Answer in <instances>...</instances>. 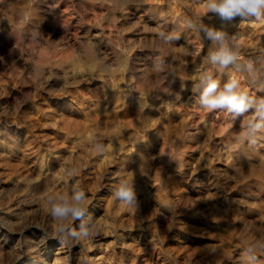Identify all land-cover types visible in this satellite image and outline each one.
<instances>
[{
    "label": "rangeland",
    "instance_id": "obj_1",
    "mask_svg": "<svg viewBox=\"0 0 264 264\" xmlns=\"http://www.w3.org/2000/svg\"><path fill=\"white\" fill-rule=\"evenodd\" d=\"M205 5L0 0V264H264V128L248 135L264 19L222 28ZM204 26L235 64L209 61ZM206 74L239 80L254 107H202ZM122 182L131 205L112 197ZM74 187L84 217L53 220ZM81 223L90 237L60 231Z\"/></svg>",
    "mask_w": 264,
    "mask_h": 264
},
{
    "label": "clouds",
    "instance_id": "obj_2",
    "mask_svg": "<svg viewBox=\"0 0 264 264\" xmlns=\"http://www.w3.org/2000/svg\"><path fill=\"white\" fill-rule=\"evenodd\" d=\"M205 8L207 12L215 14L220 20L222 28L232 24L237 17L241 21L249 18L264 19V0H206ZM188 23L189 27H193L190 21ZM204 31L214 45L217 42L220 45L215 51L209 50V61L221 69L235 64L238 55L228 46L227 33L221 29L206 26H204ZM248 68L251 69L252 65L249 64ZM200 85H203L200 103L209 111L226 108L233 114V120H235L254 107L253 101L245 93L238 91L240 81L234 77L229 78L222 90L219 81L213 79L211 74L204 75L200 80ZM198 87L199 85H195L193 91ZM255 109V113L248 121V135L252 144L256 143L254 138L256 133L264 128V99L255 106ZM112 197L121 203L131 205L135 200V192L132 186L122 182L112 192ZM89 206V197L85 191L74 187L71 196L63 197L59 202L50 200L49 213L53 220L70 219L72 223H75L77 220H82ZM60 231L67 232L74 239L88 238L93 234L83 223L79 229L62 227Z\"/></svg>",
    "mask_w": 264,
    "mask_h": 264
},
{
    "label": "bare ground",
    "instance_id": "obj_3",
    "mask_svg": "<svg viewBox=\"0 0 264 264\" xmlns=\"http://www.w3.org/2000/svg\"><path fill=\"white\" fill-rule=\"evenodd\" d=\"M72 261V260H71Z\"/></svg>",
    "mask_w": 264,
    "mask_h": 264
}]
</instances>
